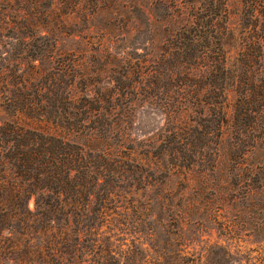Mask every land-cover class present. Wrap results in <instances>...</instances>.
<instances>
[{
    "label": "rangeland",
    "instance_id": "374dc122",
    "mask_svg": "<svg viewBox=\"0 0 264 264\" xmlns=\"http://www.w3.org/2000/svg\"><path fill=\"white\" fill-rule=\"evenodd\" d=\"M173 2L0 0V116L74 143L95 145L109 133L106 128L74 129L39 112L16 110L12 104L27 99L46 103L66 89L72 77L74 93L82 95L110 90L113 76L121 77V101L112 117L119 128L109 133L106 145L130 152L154 172L148 185L139 183L130 192L142 205L149 201V210L143 211L146 223L137 231L125 228L111 209L93 230L78 232L85 251L92 242L98 245L96 252H83L78 264H154L158 253L163 255L161 264H264V129L260 128L264 117L239 118L240 102L232 91L219 98L228 111L216 130L212 116L199 118L188 103L167 115L158 98L139 87L142 80L153 79L151 68L161 65L160 70L166 71L168 61L158 59L168 48L167 37L196 8L194 3ZM263 17L264 0H226L222 22L228 27L226 48L236 72L243 65L241 54L260 52L254 46L264 30ZM57 49L77 53L69 74L57 68ZM82 73L85 77L80 80ZM160 79L164 83L165 77ZM109 118L100 115V126ZM179 128L181 135L174 133ZM196 150L204 155V164L194 162L186 168L172 162L188 163L196 158ZM205 161L215 163L214 169ZM191 186L200 192L199 209L186 215L182 228L162 226L165 203L171 198L177 203L191 199ZM27 206L34 210V196ZM78 233L47 231L44 238L75 242Z\"/></svg>",
    "mask_w": 264,
    "mask_h": 264
},
{
    "label": "trees",
    "instance_id": "16d2710c",
    "mask_svg": "<svg viewBox=\"0 0 264 264\" xmlns=\"http://www.w3.org/2000/svg\"><path fill=\"white\" fill-rule=\"evenodd\" d=\"M180 1L189 5L194 3V13L167 37L168 48L158 59L159 62L168 61L166 71L160 70L161 65L159 69L151 68L150 74L154 77L142 80L141 90L157 97L167 115L174 109H185L184 104L188 103L199 118L212 116L216 130L226 121L228 111L223 99L219 98H227L232 91L237 93L240 102L239 118L244 115L263 118L264 30L254 46L260 52L241 54L243 65L236 72L226 48L228 27L222 22L226 0ZM168 3L174 4L173 0ZM75 54L72 49H57V68L69 74L68 68L75 65ZM161 76L165 77L164 83ZM84 77L82 73L78 78ZM113 79L112 89H98L91 95V91L89 95H82L74 93L75 77H72L66 89L57 92L46 103L27 99L12 106L16 110L42 113L74 129L106 128L112 133L119 128L118 121L112 117L117 115L122 94V78L113 76ZM132 90L136 91L137 87L132 86ZM100 115H108L110 121L106 119L100 126ZM0 121V264H78L83 252L90 254L98 247L92 242L85 251L78 232L93 230L99 220L108 218L111 209L117 222L125 228L137 231L140 224L146 223L143 211L149 210V201L142 205L140 199L131 197L130 192L139 183L148 185L154 172L150 171V166L145 168L137 162L130 152L121 147L112 150L106 145V138H111L109 133L100 139L104 140L102 146L100 141L95 145L86 141L78 144L21 126L4 116H0ZM174 133L182 134L180 128ZM193 156L196 158H190L188 163L184 159L181 163L172 162L186 168L194 162L204 164V155L200 151L196 150ZM205 163L214 169L215 163ZM191 187L194 191L191 199L177 203L171 198L165 203L167 213L160 219L162 226L182 228L186 215L199 209L200 192L197 187ZM31 196H34V210L27 206ZM118 206L122 210L118 211ZM149 229L146 232L152 236ZM47 231H75L78 234L75 242L66 237L53 241L44 238ZM78 251L82 252L81 256ZM157 255L154 264H161L159 258L163 255ZM184 256H180L182 262H185ZM88 259L92 263L90 256Z\"/></svg>",
    "mask_w": 264,
    "mask_h": 264
}]
</instances>
